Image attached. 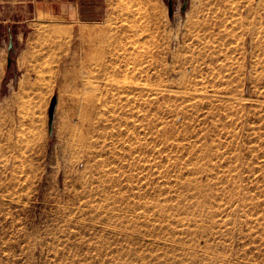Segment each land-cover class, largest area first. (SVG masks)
I'll return each mask as SVG.
<instances>
[{
    "label": "rangeland",
    "instance_id": "1",
    "mask_svg": "<svg viewBox=\"0 0 264 264\" xmlns=\"http://www.w3.org/2000/svg\"><path fill=\"white\" fill-rule=\"evenodd\" d=\"M49 1L0 0V264H264V0Z\"/></svg>",
    "mask_w": 264,
    "mask_h": 264
},
{
    "label": "crops",
    "instance_id": "2",
    "mask_svg": "<svg viewBox=\"0 0 264 264\" xmlns=\"http://www.w3.org/2000/svg\"><path fill=\"white\" fill-rule=\"evenodd\" d=\"M49 2H53L59 8L56 13L62 19L87 20L94 17L90 16V13L97 14L102 9L105 0H50Z\"/></svg>",
    "mask_w": 264,
    "mask_h": 264
},
{
    "label": "water",
    "instance_id": "3",
    "mask_svg": "<svg viewBox=\"0 0 264 264\" xmlns=\"http://www.w3.org/2000/svg\"><path fill=\"white\" fill-rule=\"evenodd\" d=\"M188 0L184 1L183 4V9H185V6L187 5ZM169 10L170 13H173V2L169 1ZM56 104H57V97H53L51 104H50V108H49V121L50 124L53 123L54 117H55V109H56Z\"/></svg>",
    "mask_w": 264,
    "mask_h": 264
}]
</instances>
